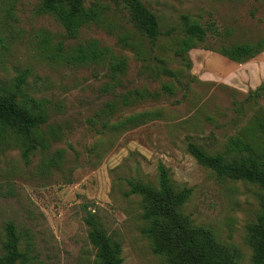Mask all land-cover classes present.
Segmentation results:
<instances>
[{"label": "rangeland", "instance_id": "1", "mask_svg": "<svg viewBox=\"0 0 264 264\" xmlns=\"http://www.w3.org/2000/svg\"><path fill=\"white\" fill-rule=\"evenodd\" d=\"M140 1L158 21L161 34L154 41L111 0H85L101 20L74 39L43 11V0H0V89L47 118L33 133L38 146L29 162L21 136L7 130L0 138V257L12 224L20 253L15 264H97L83 223L90 212L120 244L121 264H166L144 234L141 197L127 195L129 181L156 187L162 165L175 190L190 192L181 212L191 224L211 230L233 264L251 263L249 231L262 213L264 190L218 177L186 146L192 142L226 161L235 158L228 145L237 137L264 151L258 129L264 98L247 99L264 85V49L244 62L220 54L264 39V0ZM183 16L202 25L214 21L221 35L176 55L185 37ZM89 43L122 65L114 58L65 63ZM140 113L149 115L126 122Z\"/></svg>", "mask_w": 264, "mask_h": 264}, {"label": "trees", "instance_id": "2", "mask_svg": "<svg viewBox=\"0 0 264 264\" xmlns=\"http://www.w3.org/2000/svg\"><path fill=\"white\" fill-rule=\"evenodd\" d=\"M116 6L127 13L132 26L147 39L154 41L161 32L155 15L150 12L140 0H111ZM85 0H43L42 9L51 13L58 20L68 39L76 38L79 30L90 23L101 20L99 9L94 6L85 7ZM185 37L178 44L176 55H183L195 48L208 36L217 38L220 31L214 21L205 25L182 17ZM167 32V34H169ZM61 49V46L59 47ZM264 49V39L255 44H236L222 48L220 54L232 62H244L254 58ZM108 51L99 49L94 43L79 46L73 54L65 58L67 65L75 66L99 60H111ZM113 63L122 65L121 61L113 59ZM112 63V66H113ZM171 75V72H167ZM28 76L25 70L16 79V88H20ZM139 93V92H138ZM17 94L0 89V138L5 131L11 130L24 139L25 150L23 158L29 162L28 153L37 148L38 142L34 131L47 121L44 112H35L16 100ZM264 98V85L249 91L247 99L256 101ZM37 109L39 102L32 98L25 99ZM149 114L131 116L126 122H134ZM258 129L264 140V117L258 121ZM42 146H46L41 140ZM234 159L224 160L221 155H209L192 142H188L186 151L200 165L211 170L218 177L241 180L260 185L264 190V151H256L249 143L237 137L228 145ZM58 154L59 151L57 152ZM46 162H53L52 159ZM156 187L129 181L130 190L127 195H139L143 205V217L147 221L144 234L149 239L152 251L165 258L166 264H233L232 259L217 249L213 233L209 229L195 227L181 212V207L190 195L189 190H175L169 180L167 170L160 165ZM88 228L87 238L96 250L97 264H121L120 244L108 236L96 216L87 212L84 219ZM5 254L0 257V264H15L20 253L18 238L12 224L6 231ZM249 243L253 254L250 264H264V199L262 213L257 223L250 227Z\"/></svg>", "mask_w": 264, "mask_h": 264}]
</instances>
